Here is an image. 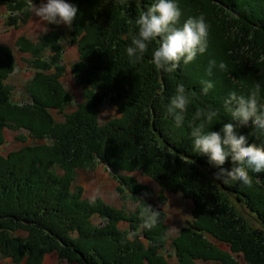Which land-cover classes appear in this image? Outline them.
Listing matches in <instances>:
<instances>
[{
    "label": "trees",
    "instance_id": "16d2710c",
    "mask_svg": "<svg viewBox=\"0 0 264 264\" xmlns=\"http://www.w3.org/2000/svg\"><path fill=\"white\" fill-rule=\"evenodd\" d=\"M68 2L78 9L70 33L52 26L39 36L42 47L19 36L18 49L34 70L21 99H14L18 92L7 83L15 67L12 48L0 43V146L6 131H15L18 143L0 153V258L42 264L46 254H54L74 264H171L173 254L179 264H196L197 259L233 264L236 255L245 264H264V172H249L248 185L220 182L213 176L216 166L191 151L188 137L191 125L208 121L210 130H217L218 121L231 119L222 106L229 92L247 95L259 84L264 100V0H177L181 22L204 17L208 48L189 75L181 65L164 76L151 61L155 41L137 63L124 51L135 34L134 19L151 0ZM23 3L0 0L9 22L13 17L17 23L14 14L24 11ZM68 37L78 53L70 72L72 91L81 89L80 99L58 80L64 68L58 41ZM210 60L225 69L209 71ZM201 80L213 82L207 95L200 94ZM178 83L190 96L180 129L164 112ZM103 105L116 114L100 123ZM233 123L249 143L264 144V132L253 128L251 119ZM96 162L127 189L126 199L137 195L142 205L127 214L100 197L84 196L82 186L73 188L77 173ZM232 163L226 159L225 166ZM134 172L154 185L137 181ZM154 188L159 199L170 192L192 203V217L176 236H169L164 212L157 211L151 229L142 226ZM226 195L245 201L258 220L240 217L242 225L237 222Z\"/></svg>",
    "mask_w": 264,
    "mask_h": 264
},
{
    "label": "clouds",
    "instance_id": "9594fccd",
    "mask_svg": "<svg viewBox=\"0 0 264 264\" xmlns=\"http://www.w3.org/2000/svg\"><path fill=\"white\" fill-rule=\"evenodd\" d=\"M28 11L40 22L44 33L48 31V25H62L70 30L78 13L76 5L68 0H37L36 3L30 0ZM181 16L177 0H151L133 21L135 34L124 49L129 61L140 62L153 41L157 46L151 52V61L156 69L163 72H174L181 65L190 64L198 55H203L208 48V24L203 16H188L182 22ZM213 68L223 71L225 65L210 60L208 70ZM213 87L211 80H201L200 94L207 95ZM259 92V84L247 95L229 92L222 106L231 119L218 121L220 127L217 130H210L208 121L190 126L191 151L205 157L208 165L216 166L213 176L220 182L238 181L248 185L249 172H264V144L249 143L245 133L238 132V125L233 123L246 124L251 119L253 128L264 132V100ZM189 103L185 85L178 83L164 105V112L174 128L185 126ZM226 159L233 162L231 167L225 166ZM157 219V211L148 206L143 213V228L151 229Z\"/></svg>",
    "mask_w": 264,
    "mask_h": 264
},
{
    "label": "rangeland",
    "instance_id": "374dc122",
    "mask_svg": "<svg viewBox=\"0 0 264 264\" xmlns=\"http://www.w3.org/2000/svg\"><path fill=\"white\" fill-rule=\"evenodd\" d=\"M37 0H33V3H36ZM30 6V0H24V3L20 7L24 11H17L18 13H15L14 16H17L19 19L16 23L15 18H11L12 20L9 22L8 19H6L7 16V10L4 6L0 5V43H3L4 45L7 44L9 45L12 49V52L15 57V67H13V73L11 74V77L7 79V83L13 86L12 90L13 92H18L14 96V99H21L22 94L25 89V84L28 80L26 78H30L31 75L33 74V69L26 63V59L28 57L27 54L22 53L19 51V46H18V39L19 36H27L28 38L32 39L33 41H37L38 45L42 47V43L39 40V36L43 34V28L40 24V22L34 18L28 11V8ZM52 26L54 25H48V30L53 28ZM58 27L59 29L65 30L67 33H70L69 29H66L64 26H55ZM61 32V31H60ZM46 33V32H45ZM44 33V34H45ZM43 38V35L41 36V40ZM58 43L63 47V52H62V61L61 63L64 64V68L62 72L58 75V80L61 81L63 86L69 91L73 93L74 96L78 97L80 99V93L81 89L77 90V92L72 91L73 88V79L72 75L70 72V66L72 62L76 59L78 53L76 51V46L75 44H71L69 42V37L68 40L66 41H58ZM264 47V46H263ZM256 52L259 53L261 52L262 48ZM48 52V51H46ZM256 53H253L252 56H254L257 59ZM25 57V59H23ZM199 57L197 56L194 61H192L188 65H183L185 67V73L186 75H189L192 72V68L194 63H197V59ZM264 62V61H263ZM164 76V72L161 71ZM183 74V73H182ZM182 74L180 76H182ZM169 76V75H168ZM164 78V77H163ZM165 84H168L166 82V79H164ZM160 87L163 89L164 86L160 84ZM101 107H104L101 106ZM100 107V108H101ZM70 110V108H67ZM116 114L114 108L110 107V105H107L106 107L100 109L99 114H98V121L100 123H104L107 121L109 118L113 117ZM153 111H151V114L149 116H152ZM56 116H59L58 113H56ZM192 115H187L186 117L190 118ZM15 131H6V142L0 146V153H7L11 149L15 148L16 145L18 144L17 141L15 140ZM108 172V173H107ZM136 174V175H135ZM140 173H133V176L136 178L138 181H143L144 183H147L149 185H154L151 183L149 180L143 178L140 176ZM82 186V191L84 196L90 198L91 200H94L96 197L102 198L103 201L110 203L112 206L117 207L118 209L122 208L127 211L135 209L137 206L142 205V201L137 195L135 200H130L126 199L129 195L126 196L128 193L125 190H127L122 184H119L118 180L114 178L111 172H109V169L104 165V164H97L89 169L81 170L79 173L76 175V181L73 185V188H76V186ZM125 189V190H124ZM154 193L155 195L152 196L151 203H152V209L156 210L158 212H163L165 213V224H167V228L169 231V236L173 237L178 234L179 229L182 226H185V221L190 220L192 215V203L188 200H185L182 196L176 193H170V192H165L166 193V199L163 200L162 198L159 199V189L154 188ZM214 195V193H213ZM212 195V196H213ZM231 196V194H229ZM237 195V194H236ZM241 195H245L244 193H241ZM238 196V195H237ZM240 197V196H239ZM213 199V197H212ZM226 200L228 203L231 205L233 213L237 217V222H239L241 225L240 217H245L248 220H258L253 218V215H251L250 210L245 205V201L241 199V201L235 200L229 198L226 195ZM243 201V202H242ZM220 202V200L216 201L215 203ZM222 204V203H221ZM159 206V207H156ZM222 206V205H221ZM162 209V210H161ZM251 222L254 226H257L255 222ZM126 222H123L121 224L122 229L126 228L125 227ZM141 238V236H140ZM166 242H169V240L165 239ZM145 243L147 242L146 240L144 241ZM166 249L171 248L169 245L165 244ZM172 250V249H171ZM230 253V252H229ZM177 256L170 257V263L171 264H179V259L176 258ZM233 257V264L238 260H240V257H237L236 255H232ZM258 262V261H257ZM0 264H15L12 263L10 258L6 259L5 257L0 258ZM42 264H74L72 262H68L66 260H60L58 259L54 254H46L44 256V259L42 261ZM196 264H220L219 261L211 260V261H205L202 259H197ZM240 264H245L242 260H240ZM259 264V263H258Z\"/></svg>",
    "mask_w": 264,
    "mask_h": 264
},
{
    "label": "flooded vegetation",
    "instance_id": "af4514ba",
    "mask_svg": "<svg viewBox=\"0 0 264 264\" xmlns=\"http://www.w3.org/2000/svg\"><path fill=\"white\" fill-rule=\"evenodd\" d=\"M207 262V261H206Z\"/></svg>",
    "mask_w": 264,
    "mask_h": 264
}]
</instances>
